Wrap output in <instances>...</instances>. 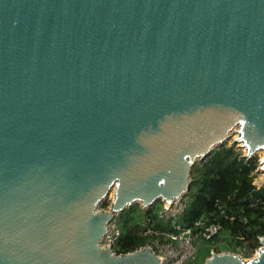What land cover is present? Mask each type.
Wrapping results in <instances>:
<instances>
[{
    "label": "water",
    "instance_id": "water-1",
    "mask_svg": "<svg viewBox=\"0 0 264 264\" xmlns=\"http://www.w3.org/2000/svg\"><path fill=\"white\" fill-rule=\"evenodd\" d=\"M232 133L264 154V0H0V264H161L108 225L185 197Z\"/></svg>",
    "mask_w": 264,
    "mask_h": 264
},
{
    "label": "trees",
    "instance_id": "trees-1",
    "mask_svg": "<svg viewBox=\"0 0 264 264\" xmlns=\"http://www.w3.org/2000/svg\"><path fill=\"white\" fill-rule=\"evenodd\" d=\"M255 161L246 162L240 158L234 147L225 146L214 150L209 157L192 170L191 187L197 185L191 201L182 216V225L212 216L221 225V232L212 239L216 241L224 235V244L215 253H233L238 249L252 251L258 239L264 238V185L259 189L253 186ZM195 175V177H194ZM224 215L220 214V210ZM151 210L142 211L138 205L125 211L126 218L119 228L120 238L114 247L117 255L130 254L150 245L153 235H143L141 227L148 219L154 224L153 230L159 233H172V229L157 219ZM227 218V219H226ZM228 218H232L229 221ZM161 240L162 238L159 237Z\"/></svg>",
    "mask_w": 264,
    "mask_h": 264
},
{
    "label": "built area",
    "instance_id": "built-area-1",
    "mask_svg": "<svg viewBox=\"0 0 264 264\" xmlns=\"http://www.w3.org/2000/svg\"><path fill=\"white\" fill-rule=\"evenodd\" d=\"M247 162V161H246ZM253 186H255L253 181ZM262 187V186H261ZM188 207V201L185 197H182L178 201H174L169 207L161 205L157 213V219L163 223L170 224L172 233H152L150 231L143 232V235H153L155 240L152 244L146 247L150 248L153 253L160 259L161 264H188L193 261L197 249L196 245L200 240H210L216 237L222 230L221 225L215 221L212 216L202 217L193 221L190 225H182V216ZM220 210V214L224 215ZM227 219V218H226ZM232 221V218H228ZM150 222L147 219L143 225H149ZM162 238L161 240L159 239ZM120 238V230L113 220L107 227V231L101 242L103 246L110 247L112 252L114 247ZM165 238V239H164ZM145 248V247H144ZM122 255V254H119Z\"/></svg>",
    "mask_w": 264,
    "mask_h": 264
},
{
    "label": "rangeland",
    "instance_id": "rangeland-1",
    "mask_svg": "<svg viewBox=\"0 0 264 264\" xmlns=\"http://www.w3.org/2000/svg\"><path fill=\"white\" fill-rule=\"evenodd\" d=\"M236 137H237L236 133H232L230 135L229 140L225 143L224 146L226 148L234 147L236 153L238 155H240L241 159H243L244 151L240 148L239 145L234 144ZM262 159H263V153L260 152V153H257L254 156V158L251 160V161H255V163H256V169L253 173V177H254V184L257 188L264 185V175L259 172L260 162ZM200 164H201L200 162H197L196 165L194 166V168L196 167L198 169ZM194 177H195V175H194ZM196 187H197V185H193L191 187V192L185 196V198L187 199L188 202L191 201V198L193 196V193H194ZM112 201H113V191H111L110 194L108 195V197H106L105 200L98 206V210L99 211L100 210L101 211H109L111 204H112ZM138 207H139V209L144 211L140 205H138ZM160 207H161L160 202H158L154 205V207H153L154 211L153 212H155L156 215H157ZM126 214L127 213H123L120 217H117L115 219V222H116L118 228H120L121 223L126 218ZM164 225L165 226L169 225V227L171 228L170 224L165 223ZM153 227H154V224L150 223L149 225H146V227L145 226L141 227V232L143 233L145 231V233H146L147 231H150V232H152V233L154 232V233H156V235H158L159 232L154 231ZM224 240H225L224 235H220L219 238L214 242L212 241V239L207 240V241L200 240L196 245L197 253H196L193 261H190L188 264H204L205 261L211 256V254L215 253L214 251H216V249H218V247H220L224 244L222 242ZM100 245L103 246V242H101ZM259 247L260 246L258 244L255 247V249L252 251H248L246 249H238L233 253V250L230 249L228 252H222V253L236 254V255L240 256L244 261H248V260H251L255 257ZM216 254H220V253H216Z\"/></svg>",
    "mask_w": 264,
    "mask_h": 264
},
{
    "label": "bare ground",
    "instance_id": "bare-ground-1",
    "mask_svg": "<svg viewBox=\"0 0 264 264\" xmlns=\"http://www.w3.org/2000/svg\"><path fill=\"white\" fill-rule=\"evenodd\" d=\"M244 151V150H243ZM258 153H260V152H258ZM261 153H263V152H261ZM263 156H264V154H263Z\"/></svg>",
    "mask_w": 264,
    "mask_h": 264
}]
</instances>
